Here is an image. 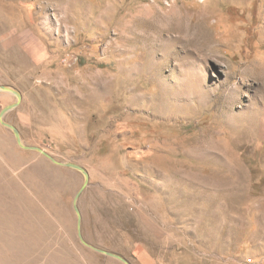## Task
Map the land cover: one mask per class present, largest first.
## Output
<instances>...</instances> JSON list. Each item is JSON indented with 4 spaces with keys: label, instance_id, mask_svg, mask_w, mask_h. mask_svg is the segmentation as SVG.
<instances>
[{
    "label": "rangeland",
    "instance_id": "rangeland-1",
    "mask_svg": "<svg viewBox=\"0 0 264 264\" xmlns=\"http://www.w3.org/2000/svg\"><path fill=\"white\" fill-rule=\"evenodd\" d=\"M1 84L24 143L88 171L89 244L264 264V0H0ZM84 180L0 122V264H125L78 236Z\"/></svg>",
    "mask_w": 264,
    "mask_h": 264
},
{
    "label": "water",
    "instance_id": "water-1",
    "mask_svg": "<svg viewBox=\"0 0 264 264\" xmlns=\"http://www.w3.org/2000/svg\"><path fill=\"white\" fill-rule=\"evenodd\" d=\"M0 91H8V92H11V93L15 94L16 97H17V99H16L15 102H12V103L8 104V105H6L5 107H3L1 109V111H0V122L3 125L7 126L8 128H10L13 131L14 136H15V138L17 140V143L21 147L26 148V149H29V150H36V151L44 154L46 157H48L54 163H56L58 165L67 166V167H71V168L77 169L82 174H84V176H85L84 183L82 184L80 190L77 192V194L74 197V208H75L76 213H77V216H78L77 229H78V236H79L80 240L84 244H86L87 246H90L91 248H93L94 250H97V251H99V252H101L103 254H106L108 256L118 258L121 261H123L125 264H131L121 254H118V253L113 252L111 250H107L105 248H100V247L91 245V244H89L85 240V238L83 236V233H82V214H81L80 208L78 206V199H79V196H80L81 192L85 189V187L88 184V180H89V173H88V171L82 165H80V164H77V163H74V162H69V161H61V160L56 159L54 156H52L50 153H48L45 149H43L40 146L29 145V144L24 143V141L22 139V136H21V133H20L19 129L17 128V126L14 125L13 123H10V122L6 121V119H5L6 114L10 110L16 108L20 104V101H21V98H22V94H21V92L18 89L14 88V87H11V86H8V85H4V84H1L0 85Z\"/></svg>",
    "mask_w": 264,
    "mask_h": 264
}]
</instances>
